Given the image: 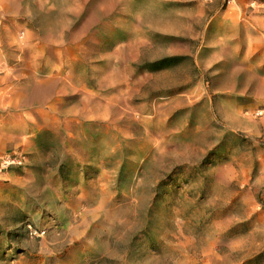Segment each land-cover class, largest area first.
Returning a JSON list of instances; mask_svg holds the SVG:
<instances>
[{
    "label": "rangeland",
    "instance_id": "1",
    "mask_svg": "<svg viewBox=\"0 0 264 264\" xmlns=\"http://www.w3.org/2000/svg\"><path fill=\"white\" fill-rule=\"evenodd\" d=\"M0 264H264V0H0Z\"/></svg>",
    "mask_w": 264,
    "mask_h": 264
},
{
    "label": "bare ground",
    "instance_id": "2",
    "mask_svg": "<svg viewBox=\"0 0 264 264\" xmlns=\"http://www.w3.org/2000/svg\"><path fill=\"white\" fill-rule=\"evenodd\" d=\"M38 94V92L37 91H35V95H37ZM54 110V109H53Z\"/></svg>",
    "mask_w": 264,
    "mask_h": 264
}]
</instances>
